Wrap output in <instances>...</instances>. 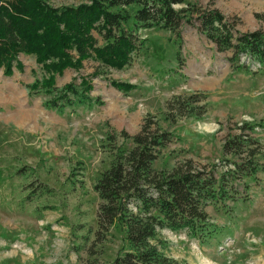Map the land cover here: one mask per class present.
I'll return each instance as SVG.
<instances>
[{
  "label": "rangeland",
  "instance_id": "1",
  "mask_svg": "<svg viewBox=\"0 0 264 264\" xmlns=\"http://www.w3.org/2000/svg\"><path fill=\"white\" fill-rule=\"evenodd\" d=\"M43 1L61 8L88 0ZM183 1L174 9L192 16L216 10L234 35L264 34V0ZM134 33L140 44L123 68L88 59L54 76L59 90L96 74L85 102L67 95L72 104L61 111L48 106L54 94L28 91L44 75L33 56L19 54L22 68L9 77L0 70V264H108L127 251L121 225L97 226L93 185L143 126L168 138L155 153L154 172L186 161L214 167L216 175L232 170L238 158L224 155L222 145L239 133L264 156V65L245 56L230 65L231 52L217 51L195 22L173 33ZM111 81L133 89L122 93ZM227 196L204 207L215 227L210 236L158 231L153 244L166 264H264V170L235 180Z\"/></svg>",
  "mask_w": 264,
  "mask_h": 264
},
{
  "label": "trees",
  "instance_id": "2",
  "mask_svg": "<svg viewBox=\"0 0 264 264\" xmlns=\"http://www.w3.org/2000/svg\"><path fill=\"white\" fill-rule=\"evenodd\" d=\"M183 3V0H88L53 8L43 0H0L1 73L9 77L13 69L21 70L19 54L33 56L44 75L31 83L28 91L54 94L48 106L61 111L63 106L72 104L67 95L76 103L85 102L91 89L89 79L96 74L79 77L78 84L67 83L59 90L53 88L55 75L65 69L77 71L88 59L119 70L139 47L134 33L138 28L173 33L182 24L194 22L217 51L231 52L230 65L238 63L240 56L264 65V34L255 31L234 35L216 10H202L192 16L184 14L186 8L174 9ZM129 20L131 28L125 27ZM93 31L102 38L101 46L96 45ZM110 85L122 93L133 89L127 83L111 81ZM130 141L131 148L119 151L93 185L100 200L97 226L107 229L113 223L121 225L128 246L127 251L108 264H166L153 244L159 230L184 232L197 238L210 236L215 227L208 223L204 207L222 204L235 180L264 170L259 163L264 157L261 149L247 134L239 133L224 141L223 154L238 160L231 162L232 170L219 175L214 167L196 168L189 161L167 174L154 172L151 164L157 149L168 141L167 135L147 132L143 126Z\"/></svg>",
  "mask_w": 264,
  "mask_h": 264
}]
</instances>
